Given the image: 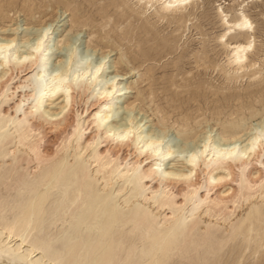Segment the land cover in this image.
Here are the masks:
<instances>
[{
    "label": "bare ground",
    "instance_id": "1",
    "mask_svg": "<svg viewBox=\"0 0 264 264\" xmlns=\"http://www.w3.org/2000/svg\"><path fill=\"white\" fill-rule=\"evenodd\" d=\"M201 1L138 0L144 3L142 13L158 4L156 13L160 19H165L167 13L195 9ZM110 5L121 10V17L133 16V11H125L126 0H114ZM239 6L231 17L219 10L225 31L218 40L228 58L221 72L227 76L234 73L227 81H238L247 75L258 78L264 68V57L260 62L254 57V21L245 10L249 6ZM182 14L175 18L181 24L190 17ZM31 15L35 17V12ZM51 31V24L42 26L32 44L19 37L0 40L3 78L25 63L33 64L32 60L34 67L28 72L36 71L35 77L30 78L32 92L26 99L30 101L26 109L22 105L25 101L19 99L15 109L10 108L15 114L3 110L11 95L0 92V264L212 263L220 261L221 251L238 235L249 241L264 222V204H259L264 201V118L252 129L247 126L262 115L264 94H260L262 99L258 97L261 112L253 104L243 105L242 97L236 98L241 104L228 114L213 111L212 119L220 127L216 135L211 126L202 127L209 121L203 114L180 115L171 125L169 115H161L156 128L145 131L144 124L135 122L129 103L122 107L127 111V124L120 126L111 119L127 88L119 85L118 74L109 76L105 72L107 56L92 63L89 54L79 58L78 48L69 44L67 49L63 47L64 59L57 60L56 51L67 41L61 39L57 47H52ZM128 34L129 31L124 32V36ZM108 37L106 33L99 39ZM23 41L29 45L24 53L20 52ZM209 63L198 62L197 67H217ZM243 70L249 73L241 74L246 72ZM202 86L198 84L195 90ZM91 88L100 102L89 111V126L85 129L86 121L76 120L69 132L71 137L66 142L65 136L60 149L52 152L49 140L42 149V139L38 138L41 135L37 133L41 131L35 129L36 125L49 131L63 127L74 95ZM58 100L59 107L52 109ZM246 111L249 118H244ZM242 134L247 137L244 141ZM127 142L133 144L143 162L129 167L128 162L120 163V154L110 155L112 147H123ZM178 151L185 155L184 167L170 170L166 165ZM202 165L207 173L204 180L198 181ZM234 171L240 173L238 177H234ZM256 172L261 176H255ZM240 207L237 218L229 222ZM226 211L229 214L224 216Z\"/></svg>",
    "mask_w": 264,
    "mask_h": 264
},
{
    "label": "rangeland",
    "instance_id": "2",
    "mask_svg": "<svg viewBox=\"0 0 264 264\" xmlns=\"http://www.w3.org/2000/svg\"><path fill=\"white\" fill-rule=\"evenodd\" d=\"M112 1L114 0H0V40L19 37L29 39V41H31L30 44H32L33 39L42 29V26L51 24V32L53 33L51 36L54 39L52 47H57L58 42H60L61 39L67 41L60 45V47H62L56 51L55 59H64L66 55L65 49H67L66 47L69 44L78 48V54H80L79 58L89 54L92 63H96L103 56H107L105 72L109 76L118 74L117 81L119 85H121V87L126 86L127 88L125 91L127 94H124L122 97V104L118 112L113 114L111 119L114 124L120 126L127 124L125 118L127 116V111L122 107L126 106L128 103L132 105L133 114L134 116L136 115L135 122L138 124H144L143 128L145 131L155 129L158 123V118L163 115H169L168 125H171L175 119L184 114L192 115V117L203 114L209 119V121L204 123L202 127L205 128L211 126L214 131L213 135L220 132V127L217 124L216 119H212V113L221 110L224 114H228L235 110L238 104H241V100L243 101V105L253 104L259 109V112L263 110L258 101L262 97L261 95L264 94V68L261 71L262 75H258V78L251 79L249 78V75H247L245 78L238 79V81L235 79L227 81V77H234V73L231 71L230 75L227 76L221 72V68L226 67V61L228 58L226 57V50L223 49L218 37L223 31H225V26L223 25L219 10L221 9L225 11V13H228L231 17L234 16L235 10L240 9L239 4H242V6H244V4L245 6L248 5L249 7L245 8V10L250 14L254 21L255 28L256 43L254 57L258 59L257 62H260L264 57V0H202L200 2L202 4L199 3L195 9L190 8V10L188 9L183 12L178 11L175 13H167L165 19H160L159 14L156 13V9L159 8L158 4L147 10V12L142 13L144 3H139L138 0H126L127 6L125 7V11L128 14L133 11V16L131 18L121 17V10L110 5ZM73 6H76V10ZM232 9L234 10L233 12ZM32 11L35 12V17H32ZM231 12L232 15L230 14ZM181 13H183L182 15L190 14V17L188 16V20L184 23L182 22V24L179 22L180 25L175 18L181 16ZM87 17L88 19H86ZM75 22L78 23L79 26L81 23L82 24L80 27H76L78 24ZM83 22L86 24L88 23V25L84 26ZM72 24H74V26ZM122 31H129L130 35L128 34L126 37ZM106 33L109 34L108 39H99L102 36H105ZM163 39L165 40L163 41ZM154 41L156 42L154 43ZM20 45L22 46H20V52L22 53L29 49V45L25 42ZM63 47L65 49H63ZM139 50L143 52L141 53ZM143 54L145 56H143ZM252 57L250 59L254 58ZM200 59H202L203 62L200 61ZM33 61L35 60H32L33 64L30 62L25 63L21 69H13L9 72L6 78H3V76L0 75V92H9L8 94L11 95L7 107H3V110L9 109L10 113L15 114V110H10V108L15 109L17 104L20 103V100L25 101L22 104L23 106H26L24 107L25 109L28 107L30 101L28 102L26 99L32 92L30 87L32 82L30 81V78H34V73L36 72H28L34 67ZM204 61H206L207 64H210L209 62L211 61V63L216 64L217 67L214 69L213 67L208 69H203L204 67L202 66L197 67L198 62L203 64ZM257 67H259V63L257 64ZM248 70L241 71H246L241 74L249 73ZM146 74L149 75V78ZM172 81L173 83L176 81V83L173 84L171 83ZM185 83L187 85H191L192 83V85L188 87ZM198 84L203 85L201 87L202 91L201 88L195 90V87ZM258 84H261L260 87L262 89ZM18 86L20 88H18ZM179 86L180 88H178ZM181 86H186L189 91L191 90V92H195H192L193 94L189 93L187 88L184 87L185 89H183ZM259 88L260 90L258 92L257 90ZM92 90L93 88L88 91L83 90V93L78 91L77 94L74 95V101L72 102L69 111H67L68 113L66 112L67 117L65 115L64 118L66 119L63 118L65 120L63 123L64 126L60 129L55 131H51L50 129L49 131V129H43L42 126L36 125L35 129L41 131H38L37 133L42 136V138L41 136L38 137L39 139H42V149L46 147V140H49L48 143L51 142L50 149L52 152L60 149L63 146L62 142H67V139L71 137L69 132H71V128L78 121H86V126H84L85 129L89 126V119L91 117L89 111L97 107L100 102V99L98 98L99 96H96L95 98L92 94ZM215 90L217 91L215 92ZM150 91L154 93H151ZM179 91H181L180 93L182 95L178 93ZM193 95L195 97L200 96L195 98ZM226 96L228 97L227 99ZM236 98H240V101L238 102ZM232 99L235 100L233 101ZM60 102V100L56 101L51 108L57 109ZM199 109L202 110L196 112ZM157 110L160 112L158 113ZM248 114L249 112L246 111L244 118H249ZM256 117L257 118H253L248 122L247 128L249 126V129L255 127L264 118V111L262 115H257ZM221 118L223 120L225 119L223 116H221ZM169 130L176 133V130L172 127H169ZM247 133H250L249 130ZM241 136V140L243 141L247 138L245 134H242ZM65 138L66 140L63 141ZM130 144L131 142H127L123 147H117L115 145L111 148L110 152V155L113 157L120 154V163L128 162L129 167L137 162L140 163L141 161H144L142 160L144 159L143 157L136 155V148L132 147L133 144ZM175 154L168 161L169 165H166L170 170L174 167L176 169L184 167L183 163L185 160L183 161V159L185 155L179 153V151L176 155ZM202 168L198 175V181L199 179L204 180L205 173H207L206 166L202 165ZM33 169L31 168L30 171H34ZM239 174L240 173L237 171H234V177H238ZM255 176H261V174L256 172ZM226 188L223 190H226ZM203 193L205 195V192ZM259 200L260 199L256 200L257 204ZM259 204L263 205L264 201ZM240 209L242 210V207L236 211L235 216H233L229 222H232L237 218V215L241 211ZM225 213L224 216L229 214L227 211ZM51 230L56 232V228H52ZM257 230L252 233V238H249V241L244 240L241 235H238L236 239L233 240V243L232 241L229 242L220 253L222 256L219 258L220 261L206 263L203 260L199 261L200 264H264V222ZM226 231L229 232V229Z\"/></svg>",
    "mask_w": 264,
    "mask_h": 264
}]
</instances>
